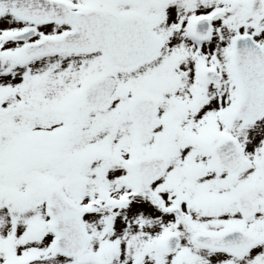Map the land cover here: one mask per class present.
Listing matches in <instances>:
<instances>
[{
  "label": "snow or ice",
  "instance_id": "obj_1",
  "mask_svg": "<svg viewBox=\"0 0 264 264\" xmlns=\"http://www.w3.org/2000/svg\"><path fill=\"white\" fill-rule=\"evenodd\" d=\"M0 264H264V0H0Z\"/></svg>",
  "mask_w": 264,
  "mask_h": 264
}]
</instances>
